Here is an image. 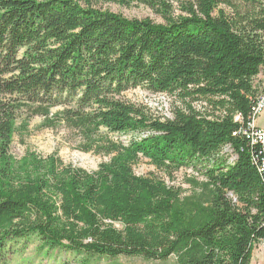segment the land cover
I'll list each match as a JSON object with an SVG mask.
<instances>
[{
  "label": "trees",
  "instance_id": "obj_1",
  "mask_svg": "<svg viewBox=\"0 0 264 264\" xmlns=\"http://www.w3.org/2000/svg\"><path fill=\"white\" fill-rule=\"evenodd\" d=\"M109 1L0 0V264L25 260L35 239L46 255L251 264L264 240V146L240 130L260 96L264 2L176 0L171 16L167 0H138L162 14L156 24L98 7ZM141 85L184 106L157 118L121 97ZM202 99L218 114L198 110ZM36 116L110 160L92 172L58 154L15 160L14 136ZM128 132L142 135L128 145L108 135ZM225 146L235 157L219 160ZM141 158L170 178L202 164L203 178L187 194L136 174Z\"/></svg>",
  "mask_w": 264,
  "mask_h": 264
},
{
  "label": "rangeland",
  "instance_id": "obj_2",
  "mask_svg": "<svg viewBox=\"0 0 264 264\" xmlns=\"http://www.w3.org/2000/svg\"><path fill=\"white\" fill-rule=\"evenodd\" d=\"M171 5V16H177L179 12V2L176 0H167ZM186 1V0H180ZM264 2V0H260ZM98 7L107 9L115 13L122 14L128 19H145L149 18L156 24H164L165 19L161 13L138 0H113L109 2H101ZM254 85L258 92H264V72H261L254 78ZM124 100L146 106L150 113L157 118H173L174 110L184 104L179 101L176 96H171L166 93H153L146 85H141L125 92L121 96ZM208 104L205 100L194 102V106L202 112L206 113L216 112L212 107L205 106ZM205 107H202V106ZM62 110L59 107L54 110ZM26 119L25 115H21L18 120V125ZM43 117L36 116L30 119L28 129L23 134H16L14 136L11 154L15 160L21 161L25 156L37 155L47 157L51 154H58L66 164H72L77 167H82L88 171L97 170L100 165L110 160V156L105 154H97L93 151H81L78 146L81 143L80 134L65 125L57 128H43ZM106 133V131H104ZM113 140L122 142L128 145L132 140L141 138L140 132L128 133H111L108 134ZM222 158H234L235 153L231 152L230 147L225 146L221 152ZM205 165L199 164L197 168L192 166H184L174 173V178H170L164 171L159 170L148 158H141L135 165L134 171L141 176H153L165 180L167 184L181 187L185 193L191 192V185L187 181L189 178L200 175V168ZM228 195L237 202V196L233 192ZM120 226V225H118ZM38 241L35 239L27 248L21 250V253L26 258L19 260L20 253L14 254L6 264H81L83 259H88L89 264H177L175 256L166 261H148L141 257H124L120 256L116 259L105 257H89L84 255H74L69 252L59 250L53 251L49 255L39 253L37 250ZM251 264H264V240H259L255 244ZM21 249V248H20ZM21 254V255H22ZM3 264V263H1Z\"/></svg>",
  "mask_w": 264,
  "mask_h": 264
},
{
  "label": "built area",
  "instance_id": "obj_3",
  "mask_svg": "<svg viewBox=\"0 0 264 264\" xmlns=\"http://www.w3.org/2000/svg\"><path fill=\"white\" fill-rule=\"evenodd\" d=\"M255 107H260L259 118H252V114L249 121L241 128L240 133L243 132L247 138L251 140L254 145L264 146V105H256ZM238 122L243 123V117L238 119ZM264 162V158L262 159Z\"/></svg>",
  "mask_w": 264,
  "mask_h": 264
},
{
  "label": "bare ground",
  "instance_id": "obj_4",
  "mask_svg": "<svg viewBox=\"0 0 264 264\" xmlns=\"http://www.w3.org/2000/svg\"><path fill=\"white\" fill-rule=\"evenodd\" d=\"M259 94L260 96H259L258 105H264V92H261ZM259 115H260V107H256L252 118H259ZM236 119L237 120L240 119L239 116H237ZM262 165L264 167V162H262Z\"/></svg>",
  "mask_w": 264,
  "mask_h": 264
}]
</instances>
